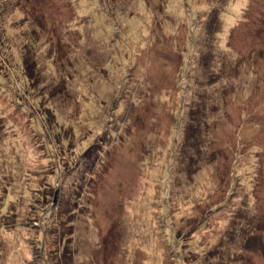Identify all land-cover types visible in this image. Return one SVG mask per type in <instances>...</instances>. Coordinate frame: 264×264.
<instances>
[{
	"label": "rangeland",
	"instance_id": "rangeland-1",
	"mask_svg": "<svg viewBox=\"0 0 264 264\" xmlns=\"http://www.w3.org/2000/svg\"><path fill=\"white\" fill-rule=\"evenodd\" d=\"M0 264H264V0H0Z\"/></svg>",
	"mask_w": 264,
	"mask_h": 264
},
{
	"label": "trees",
	"instance_id": "trees-1",
	"mask_svg": "<svg viewBox=\"0 0 264 264\" xmlns=\"http://www.w3.org/2000/svg\"><path fill=\"white\" fill-rule=\"evenodd\" d=\"M219 17H220V14H219ZM218 32V31H217ZM223 31L221 30V31H219V33L221 34ZM217 36V35H216Z\"/></svg>",
	"mask_w": 264,
	"mask_h": 264
}]
</instances>
